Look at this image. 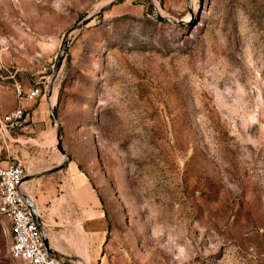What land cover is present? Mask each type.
Wrapping results in <instances>:
<instances>
[{"label":"rangeland","instance_id":"rangeland-1","mask_svg":"<svg viewBox=\"0 0 264 264\" xmlns=\"http://www.w3.org/2000/svg\"><path fill=\"white\" fill-rule=\"evenodd\" d=\"M14 82L40 96L1 145L65 264H264V0H0Z\"/></svg>","mask_w":264,"mask_h":264},{"label":"built area","instance_id":"built-area-1","mask_svg":"<svg viewBox=\"0 0 264 264\" xmlns=\"http://www.w3.org/2000/svg\"><path fill=\"white\" fill-rule=\"evenodd\" d=\"M13 90L17 106L6 114H0V142L3 145L12 130L24 122V105L40 96V88L26 90L18 82H14ZM25 176L21 162L13 158L6 161L0 159V223L10 234V258L24 264H65L46 249L33 213L25 202L24 197L29 196Z\"/></svg>","mask_w":264,"mask_h":264},{"label":"crops","instance_id":"crops-1","mask_svg":"<svg viewBox=\"0 0 264 264\" xmlns=\"http://www.w3.org/2000/svg\"><path fill=\"white\" fill-rule=\"evenodd\" d=\"M26 89V88H25ZM7 90H10L9 86H7ZM13 100H12V94L11 92H7L5 95H0V114H6L9 111H12L13 109H15L13 107ZM14 153H12L9 149V147H3L1 145L0 142V159L2 161H6L9 160L11 158L16 159L15 157H11V155H13ZM17 161H19L18 159H16ZM20 162V161H19ZM75 179L77 181V184L79 186H81V194L79 195V204L81 206H89V205H95L97 198L94 196V194L92 193V191L90 190L89 186L87 185L85 179L82 176H75ZM57 199V198H56ZM46 196L45 193L42 192L41 196H38V198L35 200V207H36V211L40 220V223L48 237L49 240V245L52 246V242L51 239L49 237V233L47 231L46 225H45V220L43 219V216H41L39 209L41 206H38L40 204H42V208L44 207V203L46 202ZM34 203V202H33Z\"/></svg>","mask_w":264,"mask_h":264},{"label":"water","instance_id":"water-1","mask_svg":"<svg viewBox=\"0 0 264 264\" xmlns=\"http://www.w3.org/2000/svg\"><path fill=\"white\" fill-rule=\"evenodd\" d=\"M85 21H86V20H85ZM85 21H83V22H85ZM83 22L80 23V24H78V25H76V26L72 29V31L78 29V28L83 24ZM65 45H66V41H65L64 44H63V48L65 47ZM60 65H61V58H58V59H57V62H56V65H55V69H54V76L57 74V72H58V70H59V68H60ZM52 88H53V85H52V83H51V84L48 86V95H51V94H52ZM49 113H50V116H51V119L53 120V122H54L55 124H58L57 119H56V117H55V113H54V111H53V109H52V106H50ZM56 139H57V145H56V147H57L58 151L61 153V155H63V156H64L65 158H67V160L69 161V157H68V155L65 153V151L63 150L62 145H61L60 131H59V130L57 131ZM64 166H65V164H61L60 166H58V167L55 168L54 170H52V171H47V173H44V175L52 174V173H54V172H58V171L62 170V169L64 168ZM24 198H25V202H26L27 206L29 207V209H30V210L32 211V213H33L34 221H35V223H36V225H37V227H38V229H39V231H40V233H41V235H42V238H43V241H44V243H45V246H46L47 251H48L50 254H52V255H54V256H56V257H59L60 253H58L57 251H55V250L49 245L48 237H47V235H46V233H45V231H44V229H43V227H42V225H41V223H40V220H39V217H38V214H37V211H36V207H35L33 201H32V200L29 198V196H27V195H26ZM78 259H79V261H80L81 263L85 264V262L83 261V259H81V258H78Z\"/></svg>","mask_w":264,"mask_h":264},{"label":"bare ground","instance_id":"bare-ground-1","mask_svg":"<svg viewBox=\"0 0 264 264\" xmlns=\"http://www.w3.org/2000/svg\"><path fill=\"white\" fill-rule=\"evenodd\" d=\"M50 104H51V106L53 105V97H51V99H50Z\"/></svg>","mask_w":264,"mask_h":264}]
</instances>
